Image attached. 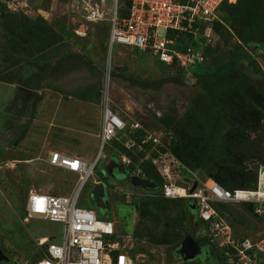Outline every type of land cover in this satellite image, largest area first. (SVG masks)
Instances as JSON below:
<instances>
[{"label":"rangeland","instance_id":"374dc122","mask_svg":"<svg viewBox=\"0 0 264 264\" xmlns=\"http://www.w3.org/2000/svg\"><path fill=\"white\" fill-rule=\"evenodd\" d=\"M237 1L228 0V3L235 4ZM114 6V0L30 1L29 17H43L54 31L65 35V38L43 58L52 64V68L43 74V79H38L39 86L34 90L26 110L22 109V99L18 98L21 102H15L19 88L15 74L19 78L23 66L7 64L0 57V246L11 261L0 264H31L42 252L38 246L40 239L53 236L60 239L63 234V225L59 222L28 218L26 201L31 191L66 196L76 188L77 174L50 164V154L56 148L75 146V141L71 139L74 136L71 135L82 128L76 124L78 117L74 120L70 118L74 112L84 108L89 129H92L101 119L105 107L104 93H110V108L128 125L137 120L142 128L147 127L159 135L164 127L157 117L171 115L180 118L193 98L205 94V89L195 77L181 75L182 71L176 67L165 69L156 59L140 50L117 45L108 49L106 39ZM1 23L3 20L0 19V42H3ZM238 44L239 40L231 36L219 39L211 46L205 63L227 61L230 55L239 52ZM247 51L257 57L256 61L243 62L237 75L246 76L252 82L257 79L264 81V58L259 56L261 51L254 47H248ZM71 55L82 58H70L60 64L62 58ZM7 78L12 79V83L5 82ZM13 115L19 119H12ZM23 127H28L26 136L18 145H13ZM69 127L73 131H68ZM83 138L86 143L94 141L90 136ZM111 147L109 142L101 150L99 144L97 154L101 152L102 156L97 161L94 174L81 189L78 207L92 209L93 183L97 176L107 178L109 187L105 202L109 206L105 211L95 209L96 214L100 219L114 223L117 235L134 255L136 263L182 264L170 254L171 246L155 245L148 237L134 235L145 233L148 226L156 229L155 238L160 237L164 224L169 218L173 223L172 218L176 219L177 212L158 218L141 216L134 202L145 198L140 197L143 191L133 190L136 187L131 182L120 179V171L116 168L113 170L117 180L107 174L113 167L109 158L115 155ZM261 178L264 179V166L259 169L256 191L262 196L254 195L250 199H264V180ZM242 203L228 204L227 210L223 211L235 235L252 240L264 236V221L248 213ZM193 215L196 213L193 212ZM193 215L185 220V225L192 219L189 230L195 231L198 236H207L205 225L193 222ZM205 260L204 264H216L212 253ZM201 263L197 260L191 264Z\"/></svg>","mask_w":264,"mask_h":264},{"label":"trees","instance_id":"16d2710c","mask_svg":"<svg viewBox=\"0 0 264 264\" xmlns=\"http://www.w3.org/2000/svg\"><path fill=\"white\" fill-rule=\"evenodd\" d=\"M130 4L131 0H119L118 12L121 17L127 16ZM0 19L3 20L1 24L4 30V41L0 42V57L7 64L23 66L19 78L15 74L16 83L19 87L34 91L39 86L38 79H43V74L52 68V64L43 58L51 53L52 47L63 42L65 35L61 36L54 31L43 17L32 19L29 15L10 13L1 0ZM213 29L220 39L224 40L226 36L237 38L239 52L230 55L222 63L207 64L205 61L192 67L193 75L202 84L205 94L193 98L180 118L171 115L156 118L164 127L161 140L163 145L159 150L169 152L179 160L185 167L183 173L190 179L194 177L198 182L212 180L232 192L257 191L259 169L264 166V81L257 79L252 82L236 72L241 71L243 62L256 61L257 57L247 51L248 47L257 48L261 51L259 56L264 58V0H238L235 4L224 1L219 7L218 19L214 21ZM71 37L69 34V38ZM210 49L211 46L205 50V55L210 53ZM74 57L82 58L71 55L62 58L60 64ZM160 64L168 68L165 64ZM180 70L181 75L185 76V71ZM7 79L5 82L12 83V79ZM27 130L28 127L22 128L13 145H18L24 139ZM147 131H150L147 127L131 130L128 125L123 135L111 142L110 150L115 154L113 157L116 160L121 155L128 156L133 162L131 169L141 168L142 176L161 186L163 180L152 163L144 160L145 153L138 152L136 148L129 150L123 144L128 138L140 143ZM114 163L112 164L116 170L129 175V168ZM199 175L203 177L199 178ZM155 193L159 194V191ZM257 195L262 196V193ZM134 203L143 217L158 218L169 212H177L176 219L172 218L173 223L169 218L164 224L160 237L155 238L153 235L156 234V229L148 226L145 227V233H134L136 237L145 236L155 245L173 247L179 244L186 232V235L195 238L201 246L212 251L216 264H226V250L233 252L232 249H219L209 236H198L195 231L189 230L192 219L186 225L184 223L193 213V204L189 199L170 200L155 196ZM242 205L248 213L258 216L255 213L256 203L243 202ZM227 206L228 204H215L223 217ZM198 224L204 225L199 220ZM205 227L206 230L209 229L208 225ZM43 256L42 251L31 264H35ZM257 259L258 264H264V255L259 254Z\"/></svg>","mask_w":264,"mask_h":264},{"label":"built area","instance_id":"2783aa9c","mask_svg":"<svg viewBox=\"0 0 264 264\" xmlns=\"http://www.w3.org/2000/svg\"><path fill=\"white\" fill-rule=\"evenodd\" d=\"M1 1L12 14L29 15L31 12V0ZM224 1L228 0H131L127 16L121 17L118 12L119 0H114L108 47L111 50L117 45L140 50L169 68L184 70L186 75L193 78L192 67L203 64L206 61L205 50L220 39L213 29V23L218 19L219 7ZM104 98L101 150L128 128L123 118L110 108V93H104ZM141 128L137 122L130 125L131 130ZM159 133L147 131L140 143L133 138L123 143L129 150L136 148L138 152H144V160L152 163L163 180L159 194L145 192L140 197L191 200L199 220L209 226L207 236L219 249L233 250H226V264H258L257 257L264 255V236L252 240L235 235L215 204L254 202L257 204L256 215L264 221V199H250L259 192H232L212 180L198 182L191 192L196 181L189 180L187 187L180 184L187 180L183 174L185 167L169 152L159 150L163 145L164 131ZM101 156L100 152L96 161L88 164L78 157L60 152L50 154V164L77 174L78 184L66 196L36 191L29 193L26 201L28 218L63 225L60 239L53 236L39 240L38 246L44 256L35 264H137L117 235L113 222L100 219L92 209L78 207L81 189L94 174ZM119 162L131 170V177L146 179L142 176L141 168L131 169L133 162L128 156L122 155Z\"/></svg>","mask_w":264,"mask_h":264},{"label":"crops","instance_id":"0c3cea01","mask_svg":"<svg viewBox=\"0 0 264 264\" xmlns=\"http://www.w3.org/2000/svg\"><path fill=\"white\" fill-rule=\"evenodd\" d=\"M109 37H110V33L106 39L107 47H108ZM135 50H137V49H135ZM34 94L35 93H33V95ZM31 98L33 99V96ZM77 117L79 118V120H76V122H77L76 124H80V127L82 129H80V131L73 132L72 133L73 135H71V136L75 137V138L74 137L71 138L72 140L75 141V143H74L75 146L69 147L68 145H66V146L61 147V148H56L55 152H60L61 154L67 155V156L78 157V158L82 159L83 161L87 162L88 164H93L96 161V158L98 156L97 151H98L99 144L101 143L100 134H101V130H102V114H101V117H100L101 119L99 120L98 124H95L92 129H89V126H88L89 125V122H88L89 119H88L87 113L85 112L84 108H82V111L74 112V115L70 118H72L74 120ZM131 120H134V117H131ZM135 122H137V120H134V123ZM73 125H74V123H73ZM68 131H73V128L69 127ZM75 134H78L79 136L76 137ZM121 135H123V133L118 135V136L121 137ZM84 136H90L91 138H93L94 139L93 143H90V142L86 143L84 138H83ZM109 161H111L112 163L115 162L116 164L118 163L119 165H121L124 168V166L121 164V162H119V159L116 160V158H114L113 156L109 158ZM112 166H113L112 167V170H113L115 168V165L112 164ZM113 171H107V174L109 173L110 175H112ZM120 175H121L120 179L125 180V181H129V179L127 180L122 176L123 175L122 171H120ZM127 176L131 178L130 175H127ZM112 178L114 180H117V176H115V175L112 176ZM102 179H105V178L97 176V178L93 184L97 185V183H99V181H101ZM133 190H138V192L140 191V193L143 191L144 194H145V192H148V193L158 192L157 191L158 188H156V189H144L141 187H136V189H133ZM135 195L137 196L138 194H135Z\"/></svg>","mask_w":264,"mask_h":264},{"label":"water","instance_id":"95a60500","mask_svg":"<svg viewBox=\"0 0 264 264\" xmlns=\"http://www.w3.org/2000/svg\"><path fill=\"white\" fill-rule=\"evenodd\" d=\"M19 90L22 92L29 93L31 97L33 96L34 91L19 87ZM113 171V170H111ZM112 174V173H111ZM114 176V174H112ZM111 176V177H112ZM125 179H129L131 184L134 187H141L144 189H156L158 188V185L143 178L139 177H128L123 173L122 175ZM189 180H186V183H180L181 185H184L185 187L188 186ZM198 182H195L193 184V187L191 189V192L195 190L197 187ZM108 190H107V184H105V181H99L97 185H95L91 191V197H92V205L96 207L97 210L99 211H105L108 207L105 206V198L107 196ZM192 209L194 210V206H192ZM176 251L177 254L180 256L183 262H192L196 258L200 257L201 254L203 253V248L202 246L195 240V238L191 236H186L181 239L179 244L176 246ZM8 262L10 261L9 257L5 255L3 252L1 246H0V262Z\"/></svg>","mask_w":264,"mask_h":264},{"label":"flooded vegetation","instance_id":"af4514ba","mask_svg":"<svg viewBox=\"0 0 264 264\" xmlns=\"http://www.w3.org/2000/svg\"><path fill=\"white\" fill-rule=\"evenodd\" d=\"M18 98H20V99H22V101H23V103H22V109H27V107H29L30 106V104H31V100H32V98H31V95L29 94V93H26V92H22L21 90H19L18 89V93H17V95H16V101L15 102H21V101H19L20 99H18ZM18 100V101H17ZM17 103V104H18ZM19 109V108H18ZM17 109V110H18ZM17 112H20L19 110L17 111ZM17 112H13L12 114H17ZM15 115H13L12 116V119H19V118H17V117H15ZM21 117V116H20ZM22 118V117H21ZM13 121V120H12ZM102 181H105V184H107V190H108V183H107V180H102ZM108 194V193H107ZM105 206H109V203L108 202H106L105 203ZM92 209L93 210H95L96 209V207L94 206V205H92ZM96 211V210H95ZM192 215H193V213H192ZM194 216V218H193V222H196V215H193ZM187 236V235H186ZM185 236V237H186ZM1 243V242H0ZM176 246L177 245H175V246H173V247H171L170 249H169V251H170V254L171 255H173L174 256V258L177 260V261H180V262H183L182 261V259L180 258V256L177 254V251H176ZM202 248H203V253L201 254V256L200 257H198V258H196L194 261H192V262H195V261H201L202 263H205V258H208V257H210V255H211V253H210V249L208 248V247H206V246H202ZM212 258L214 259V255H213V253H212ZM215 262V261H214ZM9 263H11V261H9Z\"/></svg>","mask_w":264,"mask_h":264},{"label":"clouds","instance_id":"9594fccd","mask_svg":"<svg viewBox=\"0 0 264 264\" xmlns=\"http://www.w3.org/2000/svg\"><path fill=\"white\" fill-rule=\"evenodd\" d=\"M110 33V32H109ZM108 49H110L109 47H108ZM109 54H110V51H109ZM110 56H111V54H110ZM124 120V119H123ZM111 143V142H110ZM120 159V158H119ZM55 167V166H54ZM67 171V170H66ZM73 173V172H72ZM184 174V173H183ZM185 175V174H184ZM186 176V175H185ZM144 179V178H143ZM186 179L187 180H193V179H190V178H188L187 176H186ZM148 180V179H147ZM150 181V180H149ZM152 182V181H151ZM196 182H198V181H196ZM158 190H159V185H158ZM29 195V194H28ZM171 200V199H170ZM173 200V199H172ZM194 206V205H193ZM93 210V209H92ZM93 211H95V210H93ZM96 212V211H95ZM193 212H195L196 213V211H195V207H194V210H193ZM196 216H197V214H196ZM196 219L197 220H199V218H198V216L196 217ZM200 221V220H199ZM197 223H198V221H196ZM199 225V224H198ZM188 236V235H187ZM185 237V236H184ZM183 237V238H184ZM0 245H1V243H0ZM10 259V258H9ZM9 262V261H8Z\"/></svg>","mask_w":264,"mask_h":264}]
</instances>
